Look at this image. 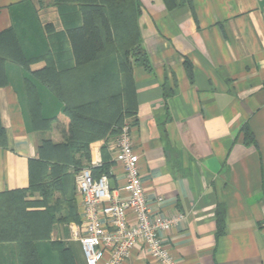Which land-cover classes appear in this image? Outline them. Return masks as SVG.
<instances>
[{
  "label": "crops",
  "instance_id": "1",
  "mask_svg": "<svg viewBox=\"0 0 264 264\" xmlns=\"http://www.w3.org/2000/svg\"><path fill=\"white\" fill-rule=\"evenodd\" d=\"M136 1L135 26L152 71L133 64L137 109L125 119L132 123L150 207L163 216H180L161 233L173 262L264 264V0ZM34 20L40 39L31 30ZM80 24L75 4L0 0V32L14 28L25 50L34 38L46 44L57 70L75 66L66 30ZM44 65L39 59L29 68ZM96 74L76 72L79 92L86 81L91 89ZM5 79L0 192L29 185V159L44 138L32 129L21 67L7 60ZM31 83L49 115L62 109L47 89ZM47 133L60 140L56 129ZM116 138L92 141L88 163L108 167L117 194L124 170L114 157ZM217 209L223 215L220 234ZM121 264L160 263L138 245Z\"/></svg>",
  "mask_w": 264,
  "mask_h": 264
},
{
  "label": "trees",
  "instance_id": "2",
  "mask_svg": "<svg viewBox=\"0 0 264 264\" xmlns=\"http://www.w3.org/2000/svg\"><path fill=\"white\" fill-rule=\"evenodd\" d=\"M184 1V0H183ZM56 6L75 4L81 13V24L66 30L75 66L69 70H57L51 51L46 44L42 50L30 55L21 45L20 35L14 28L0 32V76L6 83L5 62L10 60L21 67L24 73L26 95L31 113L32 129H56L60 140L42 138L35 157L29 159V185L0 192V242L14 244V256L18 264H45L41 260L39 247L47 245L57 254L52 264H80L72 247L62 240H52L50 233L55 223L80 222L78 197L73 176L67 172L69 165L79 167L82 159L90 160L89 144L92 141L117 136L125 118L136 113V99L132 66L139 63L147 71L151 64L140 45L135 26L136 0H53ZM178 5L180 0H166ZM31 30L39 36V24H32ZM41 36H39V39ZM42 59L45 65L31 71L29 65ZM190 74V65H186ZM97 71L96 81L91 89L88 81L79 92L75 81L77 71L90 74ZM36 81L62 105V109L44 118ZM164 89V88H163ZM166 97L169 92L163 90ZM0 132L3 130L0 127ZM51 153L48 166L50 182L45 179L44 159ZM81 151L80 160L75 153ZM107 173L108 167L93 168V175ZM46 180V182H44ZM47 183L48 187H47ZM69 191V209L63 217H56L49 209L27 210L25 195L30 191L46 193ZM217 233L223 230V215L217 209Z\"/></svg>",
  "mask_w": 264,
  "mask_h": 264
},
{
  "label": "built area",
  "instance_id": "3",
  "mask_svg": "<svg viewBox=\"0 0 264 264\" xmlns=\"http://www.w3.org/2000/svg\"><path fill=\"white\" fill-rule=\"evenodd\" d=\"M132 141V123L125 119L114 155L123 165L122 193H114L109 174L93 175L100 164L83 167L76 175L80 222H71V232L80 243L85 264H121L138 245L160 264H174L161 233L180 216H163L150 207Z\"/></svg>",
  "mask_w": 264,
  "mask_h": 264
},
{
  "label": "rangeland",
  "instance_id": "4",
  "mask_svg": "<svg viewBox=\"0 0 264 264\" xmlns=\"http://www.w3.org/2000/svg\"><path fill=\"white\" fill-rule=\"evenodd\" d=\"M86 1H90V0H86ZM51 4L55 5L53 0H51ZM42 43V42H41ZM40 42L37 43V39L34 38L32 40V42H30L26 48V51L30 54L33 55L36 52L42 50V44ZM39 93V92H38ZM39 100L41 103V112L44 118L46 117H50L51 114L49 115L46 112V109L43 107L42 104V100H41V96H39ZM125 121V119H124ZM123 121V122H124ZM40 132L42 133V136H44L45 139H47L48 137V129H42L40 130ZM111 137V136H110ZM117 137L116 135L114 136V138ZM105 139H108L105 138ZM42 140V139H41ZM41 140L37 143L36 149L39 145V143L41 142ZM75 161L80 160V156H81V151L75 153ZM51 153L48 151L46 153V158L44 159L43 163L45 166V171H46V177L45 179L47 180V182H50V169L49 166L47 165L48 162H50L51 158ZM81 161V160H80ZM82 165L79 167H74L73 165H69L67 168V172L69 174H71L73 176V179L75 181L76 179V175L78 173V171L89 165V163H87L84 159H82ZM46 180L44 182H46ZM47 183V187H48ZM46 187V188H47ZM76 187V186H75ZM47 188V191L45 194H43L41 191H30L28 193H26L25 195V204L28 205L27 210H38V209H49L50 212H53L55 214L56 217H63L66 212L69 210L67 208V202L69 201V191L67 188H65V192H59V191H52ZM75 192L77 194V189L75 188ZM78 197V194H77ZM1 213V211H0ZM2 214V213H1ZM2 219V218H0ZM56 227V233H53L54 228ZM71 226L70 223H55L53 226V229L50 233V238L52 240H62L66 245H69L70 247H72L75 257L77 260H84L83 258V254L80 248V243L79 241L75 240L72 238V232L70 230ZM65 231V232H64ZM67 235V236H66ZM14 244L12 242H0V264H18L17 260L14 256ZM39 254L41 257V260L43 261V263L45 264H52L55 263L57 261V254L52 251L50 249L49 246L47 245H41L39 247Z\"/></svg>",
  "mask_w": 264,
  "mask_h": 264
}]
</instances>
